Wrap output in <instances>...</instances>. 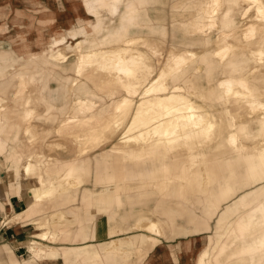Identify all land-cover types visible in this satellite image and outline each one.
Returning <instances> with one entry per match:
<instances>
[{
    "label": "bare ground",
    "instance_id": "1",
    "mask_svg": "<svg viewBox=\"0 0 264 264\" xmlns=\"http://www.w3.org/2000/svg\"><path fill=\"white\" fill-rule=\"evenodd\" d=\"M117 1L119 0H81L82 10L86 15H82L81 10H76V19L65 18L62 23L58 16L65 15L62 12L64 9L52 10L40 0H31V4L40 14L38 24L34 25L38 35L34 39L31 38L32 27L17 24L20 27L17 33L21 41L16 48H19L21 53H27L25 55L29 56V60L43 67L50 66L62 70H67V66L73 67L74 76L70 82L72 90H77L76 86L81 80L79 78L83 76L99 88H110L107 94L109 97H117L107 117H78L71 113L55 131L57 133L64 129L70 136H88L89 139L85 138L79 143L78 147L83 150L91 144L94 149L104 146L122 130L114 147L119 155L123 156L124 151L125 157L133 161L121 167L115 166L113 171L111 164L100 163L99 167L96 166L95 182L98 186L104 185L97 191L99 196H103L98 198L97 191L91 193H96L95 198L101 207L96 208L94 214L87 218L88 221L81 225V231L74 240L83 242L100 239V254L93 257L83 253L81 263L126 264L134 254H138L141 264H157L158 261L162 264H180L179 259L185 260L188 255L193 256L191 264H224L229 256L235 257L233 264H264V147L255 146L253 152L248 153L240 146L241 138L252 139L253 145L257 135L264 131V0H210L207 7L203 8V13L209 17L210 23L197 25L196 31L205 37L212 30H217L218 22L214 18L224 4V30L219 31L213 44L217 49H212L213 46L209 43H206L204 49L184 51L173 48L167 51L162 46H154L152 51L155 64L152 58L133 51L138 42L130 39H118L117 46L109 51L86 50L87 41L89 47L105 44L104 41L94 40L93 34L104 29V9L111 15L117 13ZM242 4L247 6L240 8ZM236 11L240 13L241 25L236 20ZM252 12L255 17L250 19ZM79 35L85 38L76 42L74 47L67 43L66 47L73 49L76 56L74 63H68L69 56L60 47L66 48L67 39L76 41ZM197 44H201L200 38L197 39ZM254 44L259 47L254 49ZM3 49H0V60L11 56ZM198 59L202 62L197 65ZM1 72L0 68V74ZM11 76L18 79L17 92L22 94V90L26 88L24 75L15 71ZM56 76L55 72H38L30 79L33 78L37 84L39 80L43 82ZM95 77L99 79L94 80ZM46 84L44 82L41 86L45 88ZM66 88L67 80L59 89L65 92ZM39 95L41 100H49L46 99L49 95L45 97L41 90ZM26 100L25 105H28L29 101ZM74 103L73 109L79 113L91 112L97 107L96 101L87 98L76 97ZM216 103L222 105L224 111L219 113L218 118L215 115L211 118L208 108ZM23 115L29 121L33 115L34 119L37 117V111L26 109ZM237 116L247 117L249 120L238 124ZM42 122L45 120L31 124L34 128H42ZM98 128H103L102 132H95ZM78 129H82V132ZM31 132L33 133L31 128L26 126L25 134L29 135ZM215 134L218 139L214 141L217 145L214 149L213 146L205 144ZM93 136L101 139L95 142V138L94 141L91 139ZM79 141L81 140L70 139V143L68 140L66 147L70 148L68 151L71 155L79 152L78 147L73 146ZM222 144L229 145L231 149L226 155L216 158L210 168L206 169L204 160L208 153ZM180 151H184L185 157H181L184 153H179ZM78 160L79 165L71 164L67 173L55 181L46 182L42 175H37L40 186L31 193L36 204L46 202L56 195L67 200L79 186H84L87 180L81 176L90 175L91 160ZM130 164L138 168L133 169L132 176L141 178L139 184L129 185L130 191L140 192V195H143L141 188L147 184L145 178H168L163 179V183L167 185L164 191L175 194L181 193L186 183L197 185L194 193L197 203L204 204L203 214L189 206L188 215L183 219V210H170L172 218L177 216L187 222V225H194L193 229L185 224L181 225L175 235L197 232L200 236L207 234L205 242L196 253L193 240L186 242L182 239L167 247L159 243L157 237L164 235L160 224L142 218L138 219L133 227L126 228L128 231L142 232L115 237L125 230L123 227L114 226V214L111 209L114 203L123 207L128 200L130 191L120 190L130 181L126 173ZM36 166L37 163L29 161L24 172H35ZM241 166L244 171L238 172ZM172 183L176 185L173 189H168ZM240 188L249 189L232 199L239 193ZM230 199L232 201L222 207V204ZM32 211L17 214L15 218L18 221L29 218L35 213V208ZM96 214L99 218H104L107 240L98 236L97 221L94 231L91 235L88 233L93 215ZM213 219L217 239L208 234L212 230L210 221ZM43 226L41 224L39 227ZM228 227H231L230 231L235 232L236 238L227 244L219 240ZM37 238L56 239L57 235L43 230L37 234ZM157 246L160 249L155 250ZM236 247H239L238 250ZM76 250L78 249H69L64 252V256ZM37 254L40 264H59L56 262L58 252L53 248L42 258V250ZM4 264L21 263L12 252L10 259H4Z\"/></svg>",
    "mask_w": 264,
    "mask_h": 264
},
{
    "label": "crops",
    "instance_id": "2",
    "mask_svg": "<svg viewBox=\"0 0 264 264\" xmlns=\"http://www.w3.org/2000/svg\"><path fill=\"white\" fill-rule=\"evenodd\" d=\"M45 3V5L52 10L65 9L68 6L66 0H60V5H55L57 1L54 0H40ZM210 0H119L117 1V13L114 15L109 14L106 9L102 11V19L104 24V29L99 33L93 34V39L96 41L109 42L111 50L114 48V41L118 37H124L123 39L133 40L138 43H152L155 46H163L165 44L166 50L173 48L178 51L184 50H196L198 48H205L206 43L214 46V35L209 33L208 36L202 37L200 32L196 31L197 25H209V17L203 13V8L207 7ZM58 4V3H57ZM82 8V7H80ZM35 7L31 4V0H0V41L12 40L15 38L18 29L20 27L17 24H22L25 26L36 25L38 23V18L40 16L39 12L35 11ZM224 7L221 13L218 15V18H222L224 15ZM60 18V19H59ZM58 20H61L62 23L65 20L61 15L58 16ZM218 22V21H217ZM223 22L221 21V24ZM219 24V22H218ZM10 36H6V35ZM33 36H32V35ZM35 29H31L30 36L31 38L36 37ZM85 36L79 35L75 40L67 39V41L80 42L84 40ZM200 38L201 44H197V39ZM113 41V42H112ZM73 43V42H72ZM137 43V44H138ZM76 44V43H74ZM167 45V46H166ZM214 48V47H213ZM6 52V49H3ZM133 51H138L144 55L152 58L151 60L155 62L154 54H152L149 48H144L143 46L133 48ZM1 52V51H0ZM44 73L55 72L57 74L56 78L44 80L43 82L38 81L36 84V98L38 96L39 100L36 104L34 103V110L37 111V117L32 121H44L40 123L44 131H46L47 136L55 133L58 127L61 125V122L66 119L69 115L68 110L70 104H72V99L69 98V91L65 92L60 91V86L67 80L68 84L71 82L70 79L73 77V67L67 66V70L48 68L41 71ZM95 75V73H94ZM99 77H95L94 80H98ZM47 83L44 88L42 83ZM10 82L0 81V97L2 101L7 100L8 112H2L0 108V169H6V172H11V178L6 180V173L4 171L0 172V220H2L3 215L6 216L21 214L27 208L31 200L34 201L32 197V191L36 190L40 184L37 177L27 178L24 172L25 166L29 163H33L32 160H29V157H25L36 151V147L30 149L28 153H25L22 150L23 144L21 135L23 137L29 136L25 132H20L23 129H19L16 124L21 123V119L18 118V112H21V103H16L14 101L15 91L14 85L8 86ZM55 83V85H53ZM93 83V82H92ZM94 84V83H93ZM5 89H10L9 91H3ZM81 91V88H77ZM40 90L43 92V95L46 97L49 95L48 101L41 100ZM75 95V94H74ZM6 96V97H5ZM87 98V97H82ZM91 99V98H87ZM92 101H97L100 99H91ZM10 101V105L8 102ZM12 106V107H11ZM66 112V113H65ZM47 119V120H46ZM50 123L51 126L47 124ZM26 130V129H25ZM49 131V132H47ZM46 136V137H47ZM49 138V137H48ZM29 143V142H28ZM30 144V143H29ZM40 151V149H39ZM44 152V151H43ZM45 153V152H44ZM68 153V151H67ZM95 152L90 154L91 160V173L88 177L81 176L86 183H91L95 185L96 178V161L94 155ZM46 155V154H45ZM51 156V155H50ZM52 157V161L49 164H46L44 173L42 174L46 182H52L58 178L63 177L69 166L73 163L79 165V160L76 162L73 161L72 155H69L67 158ZM97 157V156H96ZM130 167L126 169L127 176L130 178L129 185H137L140 182L141 178L133 177V169L137 170L134 165L130 164ZM31 180H34L32 184ZM121 184V183H117ZM83 188V187H81ZM62 197V196H61ZM63 198L61 200H65ZM68 199V198H67ZM126 204L123 207H117L115 209V221L121 224L124 233L118 236H125L130 233L137 232L135 230H126V228L133 227L136 224L137 219L140 217L142 220L146 221H156L160 224L163 232L164 238L169 239L170 241H175L181 239L182 237H188L195 235L197 233H192L187 236H177L176 232L179 231V227L183 224L187 225V222H183L179 218H172L170 210L174 211L177 205V198L162 196L156 190H146V195H140V192L130 191L127 195ZM203 200V198H201ZM193 201L190 206L195 208L200 214L204 208L202 202L197 203V198H192ZM81 202V206L77 204ZM47 204L41 206V209L35 215L30 216L28 220H22L17 224L22 226L15 227L17 224H13L8 228L4 229L1 226L0 221V264H4V259H10L11 253L16 255L14 249L23 248V244L28 241L30 238V233L33 232L32 224L38 222L39 219H44L45 221H50V217L58 216L59 211L64 212L66 215V223L72 224V235L69 241L64 239L69 235V231L65 232V226H62L60 231L46 228L45 231L53 232L61 240L60 245H55V242L52 244L45 243L44 240L36 238V235L42 232V229L37 228L32 236L36 238L41 245L48 246L53 248L58 252V258L56 260L59 264H75V258L77 255L88 253L91 256H96L100 254L99 242L100 239H89L83 242L74 240L78 237L79 232L81 231V217H85V212L77 214H68V211L81 209L82 201L79 199L76 202L68 203L67 205L60 207V209L52 210V212L47 215L45 214V208ZM58 212V213H57ZM8 214V215H7ZM123 217H126L125 223L121 220ZM82 218V219H83ZM32 220H35L31 222ZM97 221V233L98 236H101V239H106L105 237V228L104 227V218H99V215H95L91 224L89 225L88 233L94 231V227ZM213 221H210L212 226ZM103 224V225H102ZM188 228L193 229L194 225H187ZM92 228V231H91ZM66 234H65V233ZM101 232V233H100ZM117 237V236H115ZM31 239V240H32ZM30 240V241H31ZM107 240V239H106ZM30 242L27 244V251L30 256L28 259L20 261L21 264H40L32 252H30ZM14 248V249H13ZM69 249H78L68 256H64V252Z\"/></svg>",
    "mask_w": 264,
    "mask_h": 264
},
{
    "label": "rangeland",
    "instance_id": "3",
    "mask_svg": "<svg viewBox=\"0 0 264 264\" xmlns=\"http://www.w3.org/2000/svg\"><path fill=\"white\" fill-rule=\"evenodd\" d=\"M54 1H57V3L60 4V0H54ZM53 3H55V5H58L56 2H53ZM67 3H68L67 8L62 10V12H64V14H65L64 16H62L63 18L72 19V20L76 19V14H75L76 10H81L80 13L82 15H86L85 11L82 10V8H80V7H82L81 0L67 1ZM242 6L246 7L247 4H242L240 8H242ZM223 7L225 8L224 4L221 5V9L219 10V12L217 13V15L214 18L215 21L217 20L219 22V24H218L219 28L217 30L214 29V30L211 31V34L214 35V38H215V36L217 37V35H218L220 30H224V23L221 24V21H223L224 17L218 18V15L221 13ZM35 11L37 12L36 9H35ZM236 12H237V14H235L236 20L241 25L242 24L241 23L242 20L240 19V13H239V11H236ZM253 17H255L254 12H252V14H250V19H253ZM59 21L61 22V20H59ZM28 27H32V29H34V25H32V23ZM18 31H19V29H18ZM35 35H38V34H35ZM6 36H10V35L8 34ZM123 38L124 37H118L115 40H113L114 41L113 45H115L113 47L115 48L117 46L118 39H122L123 40ZM68 39H70V38H68ZM20 41H21V37H20V35L18 33L16 34L15 38L12 39V40H4V41L2 40V41H0V49H3V48L6 49L7 50L6 53H8V56L9 55L12 56V57L9 56L6 60H0V68L2 70V72L0 74V81L10 82V83H8L9 84L8 86H10V85L12 86L14 84L16 85V86H14V89H13L15 91L13 98H14V101L16 103H21V112H18L19 114H17L18 118L21 119V123L19 125L16 124L19 127V129H23L20 132H23V131L25 132L26 126L31 128V131H33V133L31 132L29 134V136L23 137V135H21L23 144L25 145V146L22 147V150L25 153H28V151H30V149L36 147V151L35 152L25 156V157H29V160H32L33 162L37 163V165H38L35 168V169H37V171L31 172V173H28V174L25 173L26 177L31 179L32 177L34 178V177H37V175H39V174L42 175L44 173L45 165L49 164L52 161V157L51 156L60 157V158H67L69 155H71L69 153V151H68V149H70V148L68 146L66 147V144H67L68 140H69V142H70V139L71 140L72 139L81 140L77 144L73 145L74 147L77 148L79 146V143H81L83 139H85V138L89 139V137L88 136H85V137L70 136V135H68V131H66L64 129H61L56 134L52 133V134H50V135H48L46 137L45 136V135H47L46 131H44L41 128H34V125L31 124L33 119H34V117H35L34 115L29 121H27L25 119V117H24L25 115H23L24 111L26 109H34V103L36 104L38 102V100L36 98V90H37L36 82L33 80V78L32 79H30V78L34 74L37 75L38 72H41L43 70H46V69L50 68V66H44L43 67L41 64L38 65L35 62L29 60V56L25 55L27 53H21L19 48H16ZM88 42L89 41H87L86 50L88 49V50L100 51L101 49H103V50L110 49L109 42H105L104 45L101 44L99 46L95 45V46H92V47H89L90 44H88ZM67 43H68V45L72 44L73 47H74L75 46L74 43H76V42L69 40V41L66 42L65 47L67 46ZM140 46H143L144 48H149L151 50L152 54H153L152 49L154 48L155 44L152 45V43H150V42L149 43H138V44H135V47H140ZM162 47H164V49H166L165 44H163ZM213 47H214V49H217L216 45L213 46ZM213 47H212V49H213ZM258 47H259V45H257V44L253 45L254 49H256ZM60 48L62 50H64V52H66L68 54V56H69L68 63L69 62L74 63L75 60H76V56H74L75 52H73V49L71 50L68 47H66L67 49L64 48V47H60ZM114 48H112V49H114ZM200 49L201 48H198V50H200ZM17 50H19V51H17ZM45 50L46 49H44V51ZM46 53H48V50L46 51ZM154 57H155V55H154ZM219 60H220V58H219ZM152 62H154V61H152ZM155 62H154V64H155ZM200 62H202L201 59H198L197 65ZM30 64H32V65L30 66ZM15 71H19V73H22L24 75V78H25V81H26V88H24L22 90V94L19 93V91L17 92V90H19L18 79H15V78H13L11 76V73H14ZM95 75H96V73H95ZM73 76H74V74H73ZM79 79H81V80H79V82H78L79 84L76 86V89L77 88H81V92H79V89H77V90L74 89L75 91L72 90L70 88V83H69L68 87H67V90L69 91V98H71L72 101L76 97H81V98L82 97H87V98H91V99L94 98V99H100V100H98V102L96 101L97 107L94 110H92L91 112H87V113H85V112H80L79 113V111H74L73 107H74L75 103L73 101L72 104H70V106H69L68 114L71 115V113H73L72 115L76 114V115H78V117H83L84 115H88V116H97V115L102 116L103 115L102 117H107L109 115V113L112 111L111 110L112 103H114V101L116 100L117 97L114 95L111 98V97H109L107 95L108 92H109V89H110L107 86H106V88H99L96 85H94L92 83V81L89 80L88 78H85V77L81 76V78H79ZM53 85H55V83H53ZM9 90L10 89H5L4 91H9ZM1 99H3V98L0 97V100ZM26 99H28V101H29L28 105H25L26 101H27ZM8 104L10 105V101L8 102ZM0 108H1L2 112H5V113L8 112L7 100H5V101L1 100ZM208 109H210V113L212 115L211 118H213V115H215L218 118L219 113H222L224 111V108H222V105H220L218 103H216L214 106L209 107ZM238 116H237V119H236V122L238 124H240L242 122H246V121L249 120V118H247V117H238ZM47 125L51 126L50 123H48ZM32 128H34V129H32ZM78 130L80 132H82V129H78ZM102 130H103V128L101 130L98 128V129L95 130V132H102ZM121 132H122V130L119 131L115 136H113L111 141H109L107 144H105L104 146L99 147L97 149H94L92 147V144L89 145V146H85V149H83V150H81V147H78V151L79 152H76V154H72V155H74L73 161L75 162L78 159L84 160L86 158H89L90 154L92 152H95L94 155L97 156V157L95 156V159L97 158V161L95 163H96V166H98V167H99L100 163L103 164V165L111 164V166H112L111 170L113 171L114 170L113 167H115V166L116 167H118V166L121 167V166L125 165L126 163H133V161H131V159H129L128 157H125L124 151H123L124 155L121 156V155L118 154V152L116 150L117 148L114 147V145L116 143H118V140L120 138ZM93 138H95V136H93L91 138L94 141ZM100 139L101 138H95V142L100 140ZM217 139H218V136H217V134H215L214 136H212L209 139V141L205 145L213 146V148H214V146H217L216 143L214 142ZM240 141H241L240 142L241 143L240 146L242 148H244L246 150V152L252 153L253 152L252 150L254 149L255 146H258L259 148L264 147V131H262L260 133V135H257L255 140L253 141V145H252V139L248 140L247 138H241ZM83 142H85V141H83ZM218 146H220V147L217 148L214 151H210L208 153L206 159L204 160L206 169L210 168V165L214 163V160L216 158H218V157H220L222 155H226L229 152V150L231 149V147L229 145L222 144V145H218ZM39 149H40V151H39ZM67 151H68V153H67ZM179 153H184V151H180ZM181 157H185V153H184V155L182 154ZM5 170L6 169H0V172L4 171L6 173V180L8 181L11 178L12 173L11 172H6ZM243 171H244V167L241 166V167L238 168V172H243ZM80 174H83V173L80 172ZM156 175H158V174H156ZM163 179L164 178H155V179L151 180V178H145L147 184H145V186L141 188L142 194L146 195V190L152 189V190H156L157 192H159V194L162 195V196H168V197H171V198L172 197L177 198L178 201H177L176 208H179V209L183 210V212H184L183 213V219H185L187 217V215H188L187 208L190 206V204L193 203V201H191V197L192 198L193 197L196 198V194L194 193V190H197V185L192 186L189 183H186L184 185L181 193L175 194V193L164 191L165 190L164 188H166L167 185L165 183H163ZM166 179H168V178H166ZM166 179H164V180H166ZM38 180H39V178H38ZM31 182L33 184L34 180H31ZM175 185H176L175 183H172L167 188L168 189H173ZM102 186H104V185L101 184V185L98 186L96 182H95V185L93 186L91 183L88 182V183L84 184L83 188H80L81 186H79L78 190H76V192H74V193H71V196H69V198L67 200H61L62 197L60 195L53 196L52 198H50L46 202H41V203L37 202L38 204H36L35 200L34 201L31 200V202L28 204L27 208L21 214H25L28 211L33 212L32 209L35 208V213L33 214V215H35L37 212H39L38 209H41V206H43L44 204H47L44 213L49 215L52 212V210L60 209V207H62V205L65 206L68 203L76 202V201H78L80 199L82 201V206L83 207L81 209L80 208L79 209L76 208L77 211L72 209V211H68V214H73V215L76 216L77 214L80 215V213L82 211H84L86 216L84 218L81 217V219H80L81 220V225H84V223L86 221H88L87 218L91 217L92 214H94L95 209L101 207V204L99 203L98 199L96 200V198H95L96 193L92 194L91 192H96L97 190L101 189ZM241 187H242V185H241ZM248 189L246 188L245 190H242L240 188L239 193L235 197H233L232 199H235L236 197L241 196L243 194V191H246ZM122 191H124V192L130 191V186H129L128 183H127V185L125 184V188L124 189L120 190V192H122ZM97 192H98L97 193L98 194L97 197H98L99 196V191H97ZM86 195H88V197ZM101 196H103V195H100L99 197H101ZM232 199L224 202L222 204V207H224V205L226 203L231 202ZM77 204L79 206H81V202H77ZM36 206H38L39 208L36 207ZM117 207H122V206H120L118 203H114L113 206H112V209H111L112 210V214H114V216H113L114 218L116 217L115 216L116 213L114 212L115 211L114 208H117ZM190 207L193 208L192 206H190ZM59 214L60 215H58V216L50 217L49 218L50 221H45L44 219H39L38 222L35 224V226L38 229H42L41 231L45 230L46 228H50V229H54V230L58 229L57 230L58 232L60 231L62 226H65L64 228L68 227V229H65V232L69 231V235L64 240L65 241H69L71 239H67V238H70L72 236V235H70V234H72V230H71L72 224H67L66 223V216H65L66 214L64 212L59 211ZM82 214H83V212H82ZM93 217H94V215H93ZM175 217H177V216H175ZM30 218L21 219V221L22 220H28ZM53 219H55V221H53ZM138 219H140V217ZM125 220H126V218L123 217L121 221L123 223H125ZM0 221H1V226L4 229L8 228L9 226H12L13 224H17L18 222H21V221H18L17 218H15V214H14V216L13 215L6 216V214H5V215H3V218ZM33 221H35V220H32L31 222H33ZM113 222H114V226L115 227H117V226L122 227L121 224L117 223V220L115 221V219H114ZM41 224H43L44 226L43 227H39ZM19 226H22V225L21 224L15 225V227H19ZM31 226H32L34 231L30 233L31 236L28 239V241L23 244V248L17 249V250L14 249V248L13 249H14L16 255L18 256V260L22 261L24 259H28L29 256H30L29 252L27 251V244L30 242V244H29L30 247H31V245L34 244L33 245L34 248L32 250L30 248L29 250H30V252H32L31 255L34 256V259L36 258L38 260V262L40 263L37 253H39L42 250L43 253H44L43 256L42 255L40 256V258H42V257L45 256L46 252H50V248L48 246L41 245L38 242L40 240H38V241L36 240L37 235H36V238L32 239L33 234L35 232H37L38 230L34 226V224H32ZM230 228L231 227H228V229L225 230V233L224 232L222 233V235L220 237L221 239L219 240L220 242H225V243L228 244V243L233 242V240L236 238L235 237V232L230 231ZM135 231H137L136 233L142 232V230H140V231L139 230H135ZM122 233H124V232L116 234V236L119 237L118 235H120ZM208 234L210 236H215V238L217 239V236H216V233H215V219H213L212 230ZM187 235H190V234H185V235H181V236H187ZM200 235L201 234H195V235H191V236H188V237H182L181 239H177L174 242L170 241L169 239L164 238L163 237L164 235L158 236L157 239L159 240V243H163V245H165L166 247L168 245H171V244L175 245L182 239H184L186 242H188L190 240H193L194 248H195L194 253H196L201 248L203 243L205 242L206 236H207V234H204L203 236H200ZM107 238L108 237H106V239ZM48 240L51 241V242H55V245H60L61 244V240L58 237L56 239H48ZM103 240H105V239H103ZM44 241L47 244H52L51 242H48L46 240H44ZM143 247H145L147 249L146 245H144ZM238 248L239 247H236V250H238ZM154 249L156 250V249H160V248L157 246ZM228 253H229V251H228ZM192 257H193L192 255H188V256L185 257L186 258L185 260H182L183 258L179 259L178 263H180V264H191ZM234 261H235V257H230L229 256L227 258V260L224 261V264H233ZM75 262H76L75 264H82L80 255H77V258H75ZM101 264H103V263H101ZM104 264H106V263H104ZM126 264H141V260L138 257V254H134L129 259V261ZM157 264H162V263H161V261H158Z\"/></svg>",
    "mask_w": 264,
    "mask_h": 264
}]
</instances>
